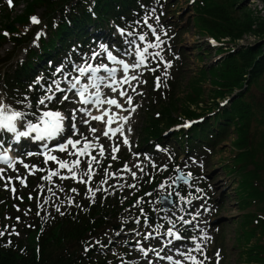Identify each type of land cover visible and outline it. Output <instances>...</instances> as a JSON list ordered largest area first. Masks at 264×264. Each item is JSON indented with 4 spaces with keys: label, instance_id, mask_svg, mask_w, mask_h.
Returning a JSON list of instances; mask_svg holds the SVG:
<instances>
[{
    "label": "rangeland",
    "instance_id": "rangeland-1",
    "mask_svg": "<svg viewBox=\"0 0 264 264\" xmlns=\"http://www.w3.org/2000/svg\"><path fill=\"white\" fill-rule=\"evenodd\" d=\"M192 3L190 0H164L163 4L158 7L160 13L153 11V9H158L155 5L153 8H148L149 10L141 18L140 28L132 31L137 37L139 34L147 33V40L153 43H159L155 39L158 35L163 43H159V47L148 49L145 62L139 68H135L134 71L128 70L127 73L121 72L123 75H134L139 78L128 86L125 84L117 89V92L127 91L128 95L133 98L132 105L136 106L135 112L131 113L126 123L122 119L130 112L126 98L109 92L110 95L120 100L125 109H128V111H122L117 107L110 109L121 117L123 133L117 132L114 136L109 134L108 137L102 135L105 131V123L94 121L91 116H100L103 110L90 111L89 109L91 116L87 113H76L79 132L93 140L97 146L90 149L91 154L95 155L98 161L92 162L91 169H88L86 164H81L76 168V177L72 178V174L67 169H60L57 162L44 163L45 157L42 154L27 156L28 152L48 151L43 144H47L49 140L45 138L43 142H40L32 139L36 133H32L28 138H21L20 143H15L25 149V151L19 149L18 152H14L18 161L23 160L24 163L30 166L35 165L43 171H36L31 167L25 169L22 163L15 169H6L5 175L11 176L12 180L7 188L5 187L7 181L0 180V222L5 223L8 233H13V228L19 233L23 228L33 225L38 221L39 215H58L63 210L76 206L83 208L92 203L95 205L109 203L110 213L115 214L109 216V224L105 228L104 235L106 241L100 247L101 253H104L112 264H174L175 261H180L181 264H193L192 260L186 258L185 253L189 249H194L197 243L201 244L208 257L205 264H216L217 260L219 264H256L255 260H251L258 256L250 247L254 248L256 242L261 243V236L259 238L257 233L250 238L247 234L250 224H245L244 219L249 215H263L264 200L250 199L248 205L242 206V200L249 199L252 194L248 181L252 180L250 176L253 174L232 171V162L238 151L233 143L238 142L240 135L232 131L227 139L220 142L211 152H207L205 157H201V154L200 157L194 155L193 157L198 158L196 160H193L189 154H183L180 146L172 140V134L177 130L174 127L176 124L183 127L184 124L192 122L193 116L188 117L187 110L199 111L212 103L210 78L215 77L211 76V72L208 74L207 66L216 63L220 56H223V53H218V46L221 45L224 49L232 48V44L225 43L228 40L227 37L217 41L197 29ZM262 3V0H248V6L258 13L262 10ZM23 6L22 1L15 8L10 0H0V34L4 32L2 29L4 13L10 11L12 7L15 11L14 16L21 12ZM36 13L40 14V9ZM146 17L147 23H145ZM157 17H159L158 20ZM34 24L36 23L28 22L24 27L22 24L16 25L33 34L32 41L27 46L36 48L39 40L36 38L37 33L41 31L44 35L46 33L43 26L40 25L37 30ZM148 24L155 29V35L148 28ZM124 31L125 33L130 32L125 29ZM102 34L110 38L109 41H117L120 44V46L111 44L116 50H112L116 54L114 56L118 57L119 61L123 60L129 64L135 62L134 49L129 48L125 43L128 37L122 36L117 27L113 26L111 31L107 29ZM255 40L254 34H244L240 39H236V42L246 44ZM136 42L143 46L144 42L138 39ZM100 44L89 45L90 50L94 49L99 54L94 59L90 55V50L85 52L76 49L79 63L72 58H65L63 63L56 66L53 73L55 76L51 81L39 75L37 81L39 80L45 90L43 96L55 94L57 99L60 98L61 93L56 91L57 84L63 88L66 74L69 73L68 77L71 78L75 72V63L80 66H84L85 62L93 66L100 63L106 64L105 51L99 47ZM25 47L13 53L11 41L6 39L0 45V57L10 58L14 54L8 62L15 64L17 61L24 60ZM126 49L132 52V55L126 54ZM155 53H159V56L154 55ZM169 62L170 67L167 66ZM9 64H4L2 69ZM111 64L115 67L121 66L119 62ZM61 65H63V73L57 71ZM153 68L154 72L151 71ZM156 77H159V87L156 86ZM81 81L85 82L83 78ZM171 83H174L176 96L166 112L158 113L156 117L153 113L155 109L160 112L163 106L168 105L171 97ZM49 88L52 91H49ZM133 88L136 90L133 91ZM248 98L253 102L257 101L264 108V93L257 86L250 87ZM221 100V98H216L215 102ZM0 101L9 105L10 109L25 113L37 110V100L31 103L29 98L22 105V109L14 108L13 104L5 101L4 96H0ZM59 104L61 107L56 108ZM82 107L86 106L80 105L76 100H69L63 104L46 101L45 106H41L39 111L59 110L68 116L72 109ZM162 115L165 120L159 123V127L163 129L161 133L164 139L159 141L158 137L152 136L153 128L148 131L150 126L147 127V125L149 118H156L154 119L156 122L160 121ZM27 117H30L27 120L36 122L31 115ZM81 117L87 119L89 124H83ZM173 118L176 121L166 127L164 123L172 121ZM89 127L98 131L91 133ZM129 128L131 131H128ZM18 130L27 131L28 129L24 127ZM250 130H253V124ZM68 135H71L70 131ZM125 136L129 140L127 145L123 144ZM256 138L261 139L259 134ZM56 141H59V137ZM101 144L104 146L103 155H100L98 150ZM48 146L52 150L51 154L58 158L68 161L75 159L73 156L60 153L58 150H53L52 146ZM116 146H119V151L112 152V148ZM113 156L116 159H113ZM174 157L182 166H188V168L185 167L186 170L190 168L189 170L196 172L195 176L198 177L191 180V175L187 176L184 173L183 175L188 178L181 179L179 190L177 189L174 195L175 204L168 209H162L158 202L159 196L173 194V189L170 188L176 176L174 169L177 167L173 162ZM79 158L82 161L91 160V156ZM243 158L246 157L243 156ZM252 160L246 161L245 169L248 171L252 169L255 158L253 157ZM49 171H58L59 175L52 176L51 180L41 179L42 176L48 175ZM86 171L88 175L84 176ZM32 172L35 174H31ZM133 172L135 176L132 175ZM181 172H183L182 169ZM30 175L36 177L31 178ZM17 176L25 179L26 186L25 183H21V180L16 179ZM82 176L87 180L86 184L81 183ZM259 176V179L253 177L252 184L261 188L264 187V171L261 170ZM11 187H15L16 192H12ZM141 192L145 198L139 201L138 195ZM26 193L29 197L31 196L32 200L34 199L33 204L21 207L16 202L17 200L25 202ZM36 207L39 209V215L35 213ZM17 217L20 219L17 220ZM169 228L182 238L176 240L174 236L168 235L167 229ZM192 237L196 239L193 240ZM29 239L31 242L35 240L34 236ZM141 248L147 250V255H144ZM217 252H219V257L216 255ZM191 254L197 259H204L199 252L192 251ZM167 256H172L173 259L168 260Z\"/></svg>",
    "mask_w": 264,
    "mask_h": 264
},
{
    "label": "trees",
    "instance_id": "trees-1",
    "mask_svg": "<svg viewBox=\"0 0 264 264\" xmlns=\"http://www.w3.org/2000/svg\"><path fill=\"white\" fill-rule=\"evenodd\" d=\"M12 6H18L22 1L24 6L20 13L15 11L4 13L2 29L0 34V45L6 39L10 40L13 53L19 48L25 47L24 60L9 64L10 58L0 57V93L5 101L11 103L15 108L22 109L27 97L29 102H35L44 91L43 86L37 83V76L49 78L53 74L55 65L61 64L65 58H75L77 50H90L96 40L106 38L103 31L119 26L130 32L139 29L142 16L155 5L160 7L164 0H10ZM196 18L197 29L211 38L220 41L228 38L225 43L232 44V48L224 49L218 46V53H223L219 61L208 65L210 87L212 92V103L206 105L202 110L191 112L187 110L188 117L193 116L195 122L187 129H180L172 134L174 140L183 154H189L193 160L205 157L220 142L229 137L232 131L240 135L238 142H234L238 149L232 162L233 170L237 172L253 174L252 180L248 181L251 189L249 199L242 200V206L250 203V199L264 200V187H255L253 177L259 179L260 171H264V108L249 97V90L257 86L264 93V0L260 13L253 11L248 6V0H190ZM16 8V7H15ZM149 8V9H148ZM40 9V14L36 11ZM160 13V8L155 10ZM37 17L39 23L34 24L35 29L41 25L44 27L45 35H41L36 48L28 47L32 41L33 34L29 30L18 28L30 21L31 17ZM7 33V35H5ZM244 34H254L256 40L251 43H237ZM88 47V48H87ZM217 53V54H218ZM200 57V55H199ZM4 64H9L2 69ZM211 67V70H210ZM218 77V78H216ZM154 78V77H153ZM171 97L167 106L162 110L153 112L157 117L166 112L172 103L176 93L174 83L170 85ZM168 90V91H170ZM236 90V91H235ZM27 96V97H26ZM216 98L221 101L215 102ZM176 100L178 101L177 97ZM20 101V103H17ZM227 101V103H225ZM60 107V106H58ZM25 110V109H23ZM158 114V115H157ZM151 117V116H150ZM149 118L148 131L151 128L154 138L161 141L159 123L165 120L162 115L160 121ZM168 121L165 124H173ZM253 124V130L251 126ZM259 134L261 139H257ZM255 138L257 139L256 142ZM158 141V142H159ZM145 144V142L143 143ZM166 146V145H164ZM194 155H197L193 157ZM245 156L246 158H243ZM251 170H246V161H253ZM174 170L181 167L183 173L191 175V180L198 176L196 172L189 170L188 166H182L177 158H173ZM185 164V163H184ZM229 171V170H228ZM35 178V175H30ZM247 181V180H246ZM193 183H196L193 181ZM259 184V183H258ZM174 184L171 186L173 189ZM180 185L178 186L179 190ZM139 201L144 199L141 192ZM241 200V199H240ZM34 199L29 198L26 193L25 202L17 200L21 207L33 204ZM141 207V206H138ZM110 204H89L81 208L65 209L58 215H39L38 221L31 227L23 228L19 235L8 233L5 223L0 222V230L4 235L0 236V264H112L104 253H101L100 245L105 243V228L109 224ZM38 207L35 213H38ZM63 213V215H61ZM245 224H250L247 229L250 238L257 235L261 243L256 242L250 247L258 257H251L257 264H264V214L258 216H246ZM34 236L35 240L30 241ZM103 239H100L102 238ZM9 241L11 243H9ZM88 251H85V248ZM251 250V251H252ZM252 255V252H250Z\"/></svg>",
    "mask_w": 264,
    "mask_h": 264
},
{
    "label": "snow or ice",
    "instance_id": "snow-or-ice-1",
    "mask_svg": "<svg viewBox=\"0 0 264 264\" xmlns=\"http://www.w3.org/2000/svg\"><path fill=\"white\" fill-rule=\"evenodd\" d=\"M155 11V9H153ZM159 17H157V20ZM32 23H39V19L35 16L30 18ZM145 23H147V17L145 18ZM149 29L152 30L153 35H155V29L152 28L151 24L147 25ZM120 33L122 36L128 37L125 40V43L129 46V48L134 49V59L135 62L132 64L126 63L123 60L118 61L120 64L123 65L124 73H127L129 68H139L140 65L144 64L146 56L145 54L148 53L149 48H156L159 47V43H163V41L160 40V37L158 35L155 36L156 41H159V43H153L147 40L148 34L143 33L139 34L138 37L135 33L133 32H127L125 33L124 29H119ZM7 35V33H5ZM41 35H44V33L38 32L37 33V39ZM137 39L140 42H144L143 46L141 44H137ZM213 43H215L213 41ZM99 47L107 52V59L110 61H116L117 57L113 55L112 51L108 50V46L101 43ZM126 54L132 55V52H129L128 49L125 50ZM98 53H93L92 58L94 59L96 56H98ZM154 55L159 56V53H155ZM167 66H171L170 62L168 63ZM76 72L79 73L78 76H75L73 78V82H71V87L67 90L61 89L59 85L57 84L56 91L61 93V96L59 99L56 98L55 94L53 95H45L36 101V111H32L30 113H25L22 111H17L15 109H10V106L5 104L4 102L0 101V145H3L4 143V137L6 134H12L14 139L16 141H20L21 138H28L31 136L32 133H36L32 139H35L37 141L43 142L45 138L48 140H56L57 137H59V141H57V149L60 153H65L66 155L73 156L75 159L72 161H68L62 158H58L56 155L51 154L52 150L49 148L47 144H43V147L45 149H48L47 152L44 153H33V152H28L26 153L27 156L31 157L33 155H44V163H48L49 161H55L58 163L60 169H67L71 174L72 178H75L77 175L76 168H78L81 164H86L88 169L92 168V162H98L97 157L95 155H92L90 152V149H93L97 147L94 143L93 140H90L87 136H84L82 133L79 132V129L77 127V119H76V113H87L89 116H91V113L89 111V108L82 107L79 109H72L71 112L69 113L68 116H65L61 111L56 110H46L40 112L39 109L41 106H45L46 101L47 102H57L63 104L66 101L70 100V97L66 94H64L66 91L72 92L73 96L78 97V102L84 105H89L92 106L94 104H100V103H106L113 105L117 108H121L125 111H128V109H125L123 104L120 103L118 99L115 97L112 98H107L104 101L100 100V94L99 92L93 93V94H88V88L89 84L84 83L80 85L81 78H83L86 81H91L92 85L95 88H99L100 84L97 83V81L103 82L106 77L98 75L101 73L103 70L104 72L108 73V78L114 77L116 69L110 68L107 64L105 63H100L97 64L96 66H93L90 63L85 62L84 66L77 65L76 68L74 69ZM58 72L63 73V65L59 66L57 68ZM151 71H155V69H151ZM70 75V74H69ZM65 79H67V76H65ZM139 78L137 76H128L124 75L122 79V83L124 84H130L131 81L138 80ZM39 83V80L37 81ZM113 83H115V80H113ZM143 83H147V81H143ZM77 85H80L78 88ZM110 92L116 93L120 97H125L127 100V104L130 107V112L128 116L122 117L124 122L126 123L131 116L132 112H135L136 106L132 105L133 98L131 95H128L126 91H119L117 92V89L115 87H112V85H106ZM156 86L159 87V77H156ZM49 91H52L51 88L48 89ZM74 90V91H73ZM133 91L136 89L133 88ZM142 94V93H141ZM91 96H95V99H92ZM17 103H20V101H17ZM227 103V101H225ZM29 107H31V104H29ZM27 115H31L34 117L36 122H33V120H27ZM105 117H108V120L106 122V130L102 133L103 136L108 137L109 133H112L115 135L117 132H122L123 131V125L117 127V128H112L111 125L114 122L113 116L110 112L109 109H105L102 115L100 116H91V119L94 121H99V122H105ZM82 123L85 125L89 124V121L87 119H83L81 117ZM68 122L67 124L65 122ZM191 122H188L183 125V127H189ZM27 127V131H20L18 130L19 128H24ZM69 131L71 132V135H68ZM89 131L91 133H96L98 130L95 128L89 127ZM128 131H131L129 128ZM79 136L81 138L74 139L73 137ZM96 139H99V137H96ZM83 141V143H82ZM123 144L127 145L129 144L128 138L125 136L123 139ZM79 146V147H78ZM98 150L100 152V155H103L104 153V146L101 144L98 146ZM119 151V146H116L112 148V152H117ZM87 157L91 156V160H81L79 157ZM113 159H116L115 156L112 157ZM0 162H3L6 166L8 167H15L13 163V158L9 156L7 152H0ZM20 163L23 164L25 169L34 168L36 171H43L41 168H37L35 165H28L23 162V160L20 161ZM127 168V165H125ZM106 171V169H105ZM6 169L0 168V180H6L7 182L5 183V187L7 188L12 180L11 176H6ZM31 174H35L32 172ZM59 175L58 171H49L48 175L42 176L41 179L44 180H51L52 176ZM88 172L86 171L84 173V176H87ZM133 176L136 174L133 172ZM16 179L21 180V183L26 182L25 179L22 178L21 176H17ZM183 179L181 176H177L174 180L173 183H176L178 180ZM81 183H87V180L84 179L82 176L80 178ZM12 192H16L15 187H11L10 189ZM72 191H76V189H72ZM31 198V196L29 197ZM57 211H59V208H57ZM39 215V213H37ZM63 215V213H61ZM20 218L17 217V220ZM183 220V217H181ZM184 223H188V221H184ZM31 227V225H29ZM13 234L19 235L18 232L15 231V228H13ZM167 234L170 236H174L176 240H180L182 237L178 235L177 233L173 232L171 228L167 229ZM4 235V231L0 230V236ZM147 239V237H145ZM191 239L195 240L196 237H192ZM9 243H11L9 241ZM171 243V241H169ZM85 251H88V248L86 247L84 249ZM144 255H147V250L141 248L140 249ZM192 251L199 252L204 259H197V257L193 256L191 253ZM159 255V253H157ZM186 258L190 259L193 261V264H205V261L208 259L207 255L205 254L201 244L197 243L195 245L194 249H189L185 253ZM217 257H219V252L216 253ZM168 260H172V256H167ZM174 264H181L180 261H175ZM216 264H219V260H217Z\"/></svg>",
    "mask_w": 264,
    "mask_h": 264
},
{
    "label": "bare ground",
    "instance_id": "bare-ground-1",
    "mask_svg": "<svg viewBox=\"0 0 264 264\" xmlns=\"http://www.w3.org/2000/svg\"><path fill=\"white\" fill-rule=\"evenodd\" d=\"M122 67V66H121ZM131 69H133V68H131ZM116 72H119V70L116 68ZM112 78V77H111ZM109 79V81L110 80H113V79ZM120 78H123V77H120ZM82 84H84V83H82ZM90 85V84H89ZM88 94H89V92H88ZM92 98H94V96L92 97ZM106 109H109L110 110V107L109 106H106ZM120 110H122L123 111V109H121V108H119ZM111 112V111H110ZM111 114H112V116H113V119H114V122L112 123V125H111V127L112 128H117L118 126H120L121 125V123H120V121H122V119H121V117L120 116H117V115H119V114H116V112L114 111V112H111ZM107 120H108V117H105V122H107ZM105 130H106V125H105ZM110 134H112V133H110ZM54 140H50L49 141V143L50 142H53ZM185 231H188V229H185Z\"/></svg>",
    "mask_w": 264,
    "mask_h": 264
},
{
    "label": "water",
    "instance_id": "water-1",
    "mask_svg": "<svg viewBox=\"0 0 264 264\" xmlns=\"http://www.w3.org/2000/svg\"><path fill=\"white\" fill-rule=\"evenodd\" d=\"M177 176H180L179 175V172L177 174ZM176 176V177H177ZM181 182V180H178L176 183H175V188L177 187L178 183ZM159 201H160V204L163 208H168L169 206L172 205V195L171 194H168L166 196L164 195H161L160 198H159Z\"/></svg>",
    "mask_w": 264,
    "mask_h": 264
}]
</instances>
